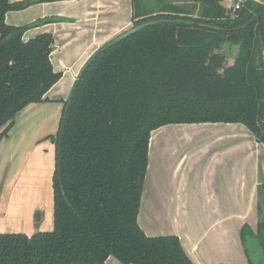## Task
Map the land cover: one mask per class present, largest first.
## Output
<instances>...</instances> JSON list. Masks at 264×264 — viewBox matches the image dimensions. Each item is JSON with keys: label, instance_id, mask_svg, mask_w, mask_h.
Wrapping results in <instances>:
<instances>
[{"label": "trees", "instance_id": "obj_1", "mask_svg": "<svg viewBox=\"0 0 264 264\" xmlns=\"http://www.w3.org/2000/svg\"><path fill=\"white\" fill-rule=\"evenodd\" d=\"M40 1L0 0V140L18 111L48 100L61 76L50 60V33L22 38L54 18L5 21L7 11ZM223 1L184 0L149 12L131 0L132 27H139L88 58L49 136L52 229L0 232V264H107L108 256L122 264H194L176 235H146L137 215L152 130L238 122L264 142V4L242 0L234 9L238 0ZM240 239L244 264H256L264 220L255 231L244 224Z\"/></svg>", "mask_w": 264, "mask_h": 264}, {"label": "crops", "instance_id": "obj_2", "mask_svg": "<svg viewBox=\"0 0 264 264\" xmlns=\"http://www.w3.org/2000/svg\"><path fill=\"white\" fill-rule=\"evenodd\" d=\"M255 1L264 4V0ZM131 14V0H44L6 12L5 21L11 25L54 18L27 28L22 38L50 33V60L61 76L45 93L48 100L18 111L0 140V170L6 161L15 166L12 171L9 167L0 171V203L4 202L0 205V232L30 236L36 230L52 229L49 176L54 167V144L52 140L34 141L28 143V153L24 148L18 153L11 149L10 137L21 121L31 122L38 115L43 121L54 120L57 130L63 101L82 66L99 47L132 26ZM41 147L48 165L46 176L16 168L20 158ZM262 185L264 142L244 124H166L150 132L137 222L146 235H176L194 264H244L247 256L240 230L244 224L256 230ZM36 212H40L38 222ZM106 263L122 264L113 256Z\"/></svg>", "mask_w": 264, "mask_h": 264}, {"label": "rangeland", "instance_id": "obj_3", "mask_svg": "<svg viewBox=\"0 0 264 264\" xmlns=\"http://www.w3.org/2000/svg\"><path fill=\"white\" fill-rule=\"evenodd\" d=\"M182 2H184V0H137L136 7L139 10H146L149 12H155V11H158L159 9L163 8L164 6H166L168 4H175L177 6H182L181 5ZM223 4L229 7V6H232V1L231 0H225V1H223ZM130 28H132V26L125 29L124 31L130 30ZM31 122L26 121V123H23V121H21V123L19 125H17V127L15 128V130L12 133V136L10 137V141L12 144L10 142L9 143H10V145L13 146V147H11V149H17L18 153H21V150L23 148L25 149L24 151H27V153H28V150H29V149H27L28 143H31L34 141H39V140L51 141V138H49L50 135H48V134H50V133L54 134V132L56 130L55 127H53V125L55 124L54 120L51 123L48 121H43V119L41 118V115H38L35 118H33V120ZM53 148H54V145H53ZM33 151H32V153H30L31 155L27 154V157L25 156V159L20 158V160L17 161L18 166L16 168L19 169V171L24 170L27 174H30L31 172H33L31 174L43 172L44 175L43 174H41V175L46 176L45 174H47V172H48V170H47L48 165L46 164L45 159H44L45 158V155H44L45 151L43 150L42 147L40 149H36V152L35 151L33 152ZM30 152H31V150H30ZM9 155H11V154H9ZM48 158H50V157H48ZM21 159H23L24 161L20 162V161H22ZM8 167L12 171V170H14L13 168L15 166H14V164H9L8 161H6L5 164L2 163V169H1L2 173L6 172L8 170ZM53 170H54V167L51 170V173H50L51 176H49V180H51V183H52ZM42 180H44V177H42ZM50 186H49V188H52ZM260 193H261L260 194L261 196L259 197L260 212L257 213L258 214L257 215L258 221L264 220V192L261 191ZM0 205L4 206V202H1ZM253 258L255 259L256 264H264V255L262 253L255 251V253L253 254Z\"/></svg>", "mask_w": 264, "mask_h": 264}, {"label": "water", "instance_id": "obj_4", "mask_svg": "<svg viewBox=\"0 0 264 264\" xmlns=\"http://www.w3.org/2000/svg\"><path fill=\"white\" fill-rule=\"evenodd\" d=\"M138 27H139V26L132 27V28H130V30H126V31L122 32L121 34L117 35L116 37H114V38H112V39L120 38V37L126 36L127 34L133 32L134 30H136ZM104 44H105V43H104ZM104 44H103V45H104ZM103 45H102V46H103ZM224 47H227V45H224ZM99 48H100V47H99ZM234 49H235V48L232 46L231 51H232V54H233V55H234L235 52H236V51H234ZM229 60L231 61L232 58H230Z\"/></svg>", "mask_w": 264, "mask_h": 264}, {"label": "built area", "instance_id": "obj_5", "mask_svg": "<svg viewBox=\"0 0 264 264\" xmlns=\"http://www.w3.org/2000/svg\"><path fill=\"white\" fill-rule=\"evenodd\" d=\"M242 0H238V1H236V3H235V5H234V9H238L239 7H240V2H241Z\"/></svg>", "mask_w": 264, "mask_h": 264}, {"label": "flooded vegetation", "instance_id": "obj_6", "mask_svg": "<svg viewBox=\"0 0 264 264\" xmlns=\"http://www.w3.org/2000/svg\"><path fill=\"white\" fill-rule=\"evenodd\" d=\"M225 54L227 55V53L225 52Z\"/></svg>", "mask_w": 264, "mask_h": 264}]
</instances>
